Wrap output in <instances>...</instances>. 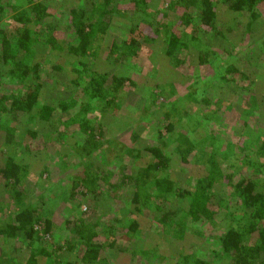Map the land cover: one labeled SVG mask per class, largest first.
<instances>
[{"label":"trees","instance_id":"1","mask_svg":"<svg viewBox=\"0 0 264 264\" xmlns=\"http://www.w3.org/2000/svg\"><path fill=\"white\" fill-rule=\"evenodd\" d=\"M263 34L264 0H0V264H264Z\"/></svg>","mask_w":264,"mask_h":264},{"label":"rangeland","instance_id":"2","mask_svg":"<svg viewBox=\"0 0 264 264\" xmlns=\"http://www.w3.org/2000/svg\"><path fill=\"white\" fill-rule=\"evenodd\" d=\"M262 26V25H261ZM262 33H263V31H262ZM263 36H264V34H263ZM257 38L258 39H260V41L263 39V37H262V35L260 36V33L256 36V38L254 39V40H252L251 41V43H249V45L250 44H256V43H259L260 41H258L257 40ZM246 39V38H245ZM238 40L239 41H241V40H244V39H237V38H234V41L236 42L235 44H234V47H233V49H234V51H233V53H235L236 55H239V54H242L243 52H245L246 50H247V45H243V46H241V47H236V45L237 44H239L238 43ZM233 41V42H234ZM230 45V43L229 42H223V43H221V46L222 47H224V46H229ZM223 62H226V60L224 59L223 60ZM238 63H239V61H237ZM144 64V69L145 70H148V71H151L150 70V62L149 61H144L143 62ZM143 65H142V67H143ZM251 65H253V64H250V66ZM206 68H204V70H203V72H204V74H203V72H201L200 71V74L201 75H203V76H209V75H211L212 74V71L211 70H209L208 72H206ZM248 71H249V68L246 70V73H248ZM260 72V82H257L256 84H254L253 86H254V88H253V90H255L257 93H259L260 94V92H262L263 91V88H262V86L264 85V68H260V69H257V72ZM252 68L250 67V73L249 74H247L246 76H249V79H253V78H255V75L254 74H252ZM180 79H183V78H181V77H178L177 78V82H178V80H180ZM178 85H180L181 87H179V90L181 91V92H184V90H186V87L184 88V86L183 85H186V82L185 83H183V84H181L180 82L178 83ZM248 85H249V83H248ZM124 91H122V93H123ZM259 98H260V95L258 96ZM191 105H189V107H190ZM177 119V118H176ZM162 121V119H160L159 117L158 118H156V121H153V125H155L157 122L158 123H161V121ZM177 121H178V119H177ZM147 124H149V122H146ZM249 123H250V121H249ZM251 126L253 125H256V122L254 123V124H250ZM253 129L255 130L256 128L255 127H253ZM150 131H151V129H149ZM150 131H148V132H150ZM44 138L45 137H43V138H40V139H35V140H33L32 142V144H31V147H33V150H34V154L37 156H35V159L34 158H32L33 159V161L32 162H35V164H34V168H33V170L35 171V169H40L41 167H42V164H43V157H44V155H45V151H44V149H42V150H40L41 148H44ZM35 145V146H34ZM38 146H40V147H38ZM31 159V158H30ZM195 167H197L198 169H199V172L200 173H198V172H196V169H195ZM200 166L198 165V164H196V166H192V168H193V170H194V173H195V175H199L200 177H205L206 175H207V171L204 169V168H202V169H200L199 168ZM192 170V171H193ZM191 171V170H190ZM176 172H178V170L176 171ZM207 177V176H206ZM219 179V178H218ZM220 182H222V180L220 179ZM216 190H218L219 189V187L217 186L216 188H215ZM82 208H84V207H82ZM170 253V252H169ZM168 253V254H169ZM171 256V255H170Z\"/></svg>","mask_w":264,"mask_h":264}]
</instances>
